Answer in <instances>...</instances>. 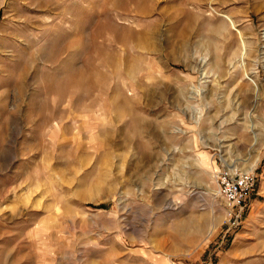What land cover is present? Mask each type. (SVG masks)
<instances>
[{
  "label": "rangeland",
  "instance_id": "1",
  "mask_svg": "<svg viewBox=\"0 0 264 264\" xmlns=\"http://www.w3.org/2000/svg\"><path fill=\"white\" fill-rule=\"evenodd\" d=\"M0 264H264V0H0Z\"/></svg>",
  "mask_w": 264,
  "mask_h": 264
},
{
  "label": "built area",
  "instance_id": "2",
  "mask_svg": "<svg viewBox=\"0 0 264 264\" xmlns=\"http://www.w3.org/2000/svg\"><path fill=\"white\" fill-rule=\"evenodd\" d=\"M218 193L237 217H241L255 184L253 172L226 170L218 174Z\"/></svg>",
  "mask_w": 264,
  "mask_h": 264
},
{
  "label": "bare ground",
  "instance_id": "3",
  "mask_svg": "<svg viewBox=\"0 0 264 264\" xmlns=\"http://www.w3.org/2000/svg\"><path fill=\"white\" fill-rule=\"evenodd\" d=\"M223 18H225L226 19V21H229L230 23H232V21H231V19L228 17V16H222ZM228 22V23H229ZM231 25V24H230ZM99 32V31H98ZM97 33V32H96ZM229 168H231V166L229 165L228 166Z\"/></svg>",
  "mask_w": 264,
  "mask_h": 264
}]
</instances>
